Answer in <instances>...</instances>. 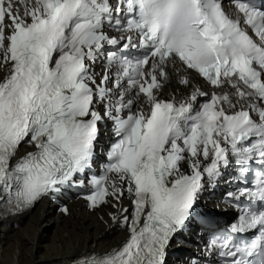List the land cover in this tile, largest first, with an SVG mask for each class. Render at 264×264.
Instances as JSON below:
<instances>
[{
  "label": "snow or ice",
  "instance_id": "1",
  "mask_svg": "<svg viewBox=\"0 0 264 264\" xmlns=\"http://www.w3.org/2000/svg\"><path fill=\"white\" fill-rule=\"evenodd\" d=\"M228 4L0 0V218L87 182L127 239L73 264H168L227 184L237 222L193 264H264V0ZM176 68L212 91L163 98Z\"/></svg>",
  "mask_w": 264,
  "mask_h": 264
},
{
  "label": "bare ground",
  "instance_id": "2",
  "mask_svg": "<svg viewBox=\"0 0 264 264\" xmlns=\"http://www.w3.org/2000/svg\"><path fill=\"white\" fill-rule=\"evenodd\" d=\"M167 86L174 92L180 90L175 77ZM27 151L23 148L21 155ZM219 186L226 188L225 184ZM44 202L27 217L20 216L25 222L19 229H14L11 218L0 219V264H51L86 251L106 252L127 236L110 218L109 213L114 215L111 204L105 210L89 213L81 201L74 202L69 205V215L64 217L60 214L52 216V205ZM227 211L226 208L218 209L219 220H229ZM99 217L103 220L99 221ZM177 248L186 252L177 255V263L169 261L171 264H185L183 257L191 254L192 248L188 245H178Z\"/></svg>",
  "mask_w": 264,
  "mask_h": 264
},
{
  "label": "rangeland",
  "instance_id": "3",
  "mask_svg": "<svg viewBox=\"0 0 264 264\" xmlns=\"http://www.w3.org/2000/svg\"><path fill=\"white\" fill-rule=\"evenodd\" d=\"M27 226H28V224L26 225V227H27ZM26 227H25V228H26ZM52 230H53V229H52ZM49 234H50V233H49ZM52 235H53V234H52ZM51 237H52V236H51Z\"/></svg>",
  "mask_w": 264,
  "mask_h": 264
}]
</instances>
